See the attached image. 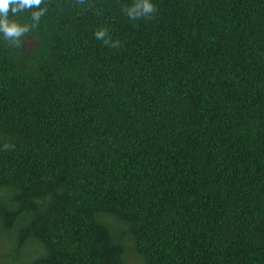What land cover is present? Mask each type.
Instances as JSON below:
<instances>
[{
    "label": "trees",
    "instance_id": "1",
    "mask_svg": "<svg viewBox=\"0 0 264 264\" xmlns=\"http://www.w3.org/2000/svg\"><path fill=\"white\" fill-rule=\"evenodd\" d=\"M130 3L43 0L0 36V241L26 264H264V0Z\"/></svg>",
    "mask_w": 264,
    "mask_h": 264
},
{
    "label": "clouds",
    "instance_id": "2",
    "mask_svg": "<svg viewBox=\"0 0 264 264\" xmlns=\"http://www.w3.org/2000/svg\"><path fill=\"white\" fill-rule=\"evenodd\" d=\"M43 0H0V36L10 41L14 46H18L21 37L28 33L31 28L19 23L15 17L30 10L32 26L36 27L41 18L46 14V7L42 6ZM156 11L154 0H131V3L125 7L124 12L130 20L142 18H152ZM97 40L111 47H119V41H110L108 32L105 28H100L94 33Z\"/></svg>",
    "mask_w": 264,
    "mask_h": 264
},
{
    "label": "rangeland",
    "instance_id": "3",
    "mask_svg": "<svg viewBox=\"0 0 264 264\" xmlns=\"http://www.w3.org/2000/svg\"><path fill=\"white\" fill-rule=\"evenodd\" d=\"M35 45V40L32 37H27L25 39V46L28 51H32ZM11 238L4 237L0 241V264H17L15 258H22L21 262L26 264L25 261L27 259V255L24 253L19 256V253L14 251L11 246Z\"/></svg>",
    "mask_w": 264,
    "mask_h": 264
}]
</instances>
